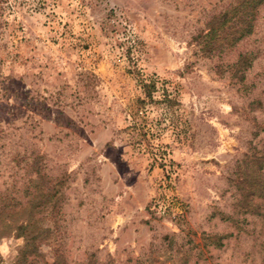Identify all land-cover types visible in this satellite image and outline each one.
<instances>
[{
	"label": "rangeland",
	"instance_id": "374dc122",
	"mask_svg": "<svg viewBox=\"0 0 264 264\" xmlns=\"http://www.w3.org/2000/svg\"><path fill=\"white\" fill-rule=\"evenodd\" d=\"M9 2L0 264H264V4Z\"/></svg>",
	"mask_w": 264,
	"mask_h": 264
},
{
	"label": "trees",
	"instance_id": "16d2710c",
	"mask_svg": "<svg viewBox=\"0 0 264 264\" xmlns=\"http://www.w3.org/2000/svg\"><path fill=\"white\" fill-rule=\"evenodd\" d=\"M264 4V0H240V7H236L235 9H233V12L235 13V15L238 17V19L240 20V13L241 11H243V17H246L247 19V32H245V34L239 30L237 32V36L238 39L246 34L250 35L253 33L254 31V27H255V21L257 18V14H258V8L260 6H262ZM10 5L9 0H0V29L3 27V24H5L6 22H4V18L6 17V10L8 9ZM238 20V21H239ZM7 24V23H6ZM240 29V28H238ZM215 34V32L213 31V29L210 30V32L207 34V38L212 37ZM249 57V56H248ZM250 60L248 61V67H250ZM142 88L145 94V99H139V103L142 105L154 102V98H153V94L156 90V85L155 82L150 81L149 83H146L145 81L142 84ZM169 95L165 96L164 102H168V103H174V100H172L171 98H169ZM156 159H160L162 161L165 160L164 155L165 154H159L156 153ZM160 155V156H159ZM164 159V160H163ZM158 161V160H156ZM162 165V164H161ZM258 177H255V180H258ZM264 182V180L261 181V183ZM261 183L260 185V189L259 192H262L264 189V186L262 187ZM256 190V189H255ZM258 191V190H256ZM31 225V223H29L26 227H22L21 230H24L26 228H28ZM39 241V237H35L33 236V234L31 233L30 235L27 236V240H26V246H25V250L23 253V256L20 260V263L25 261L28 257H27V252H29L30 248L35 246L36 242ZM36 248V247H34Z\"/></svg>",
	"mask_w": 264,
	"mask_h": 264
}]
</instances>
